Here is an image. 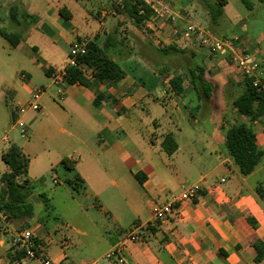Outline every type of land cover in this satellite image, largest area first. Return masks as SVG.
<instances>
[{
  "label": "crops",
  "instance_id": "crops-1",
  "mask_svg": "<svg viewBox=\"0 0 264 264\" xmlns=\"http://www.w3.org/2000/svg\"><path fill=\"white\" fill-rule=\"evenodd\" d=\"M85 1L91 0H0V194L8 172L1 155L13 144L28 161L29 182L52 173L49 182L74 202L75 220L80 219L83 227L73 224L71 231L106 244L98 258L115 250L120 264H264V258L254 262L253 247L256 241L264 246V204L255 193L258 184L264 185V117L250 121L237 114L233 101L239 94H234L243 87V76L227 56L213 57L182 37L190 22L217 37L214 31L219 29V37H238L264 67V24L259 22L263 4L254 2L246 19L234 26L224 21L228 0L216 25L211 24L207 7L215 0H168L169 8L179 13L176 21L152 18L144 25L162 47L186 51L187 61L191 54L212 83L213 94L220 87L232 94L226 106H215L220 117L212 119L207 136L189 108L190 97L195 102L198 97L192 87L183 81V95H176L152 61L129 49L143 42L155 45L150 35L132 24L129 33L124 24L118 28L117 39L127 49L112 56L124 72L122 80L99 83L90 78L88 87L55 82L53 74L68 66L69 49L76 40L84 37L102 48L117 22H123L107 17L110 10L99 1L89 7ZM61 9L67 18L60 16ZM76 13L79 22L97 23V29L84 31L76 23ZM111 15L115 16L113 11ZM11 34L19 37L15 47L4 36ZM38 88L43 93L36 113L28 104ZM96 95L103 96L98 105ZM14 114L28 126L30 141L25 144L8 140L5 124ZM242 122L252 126L263 151L259 168L248 177L239 174L224 148L227 128ZM165 135L177 146L169 156L161 146ZM64 159L70 169L61 164ZM189 185L198 186L200 196L180 204L174 217L155 222L154 207ZM87 226L98 235L90 234ZM25 231L39 245L37 256L53 264H72L63 251H50L54 240L40 217L34 215L15 227L2 214L0 264H14L8 255L16 247V234ZM129 232L140 233L142 241L130 239Z\"/></svg>",
  "mask_w": 264,
  "mask_h": 264
},
{
  "label": "trees",
  "instance_id": "trees-1",
  "mask_svg": "<svg viewBox=\"0 0 264 264\" xmlns=\"http://www.w3.org/2000/svg\"><path fill=\"white\" fill-rule=\"evenodd\" d=\"M239 1L249 11L253 9L254 2L264 5V0ZM225 5L226 0H215L214 3L207 4L211 24H217L223 14L222 8ZM65 12L64 9L59 11L60 16L64 19L67 18ZM113 12L114 15L129 18L132 25L137 28L144 27L145 23L154 16L150 7L141 0H121V3L114 6ZM117 23L115 31L107 37L102 48L93 43H88L85 54L75 58L76 64L66 69L64 77L66 84H80L88 87L90 78L99 83H116L124 78V72L112 61L113 55H120L121 52L127 49L126 43L117 39L118 28L124 22ZM4 36L12 47H15L19 42V37L16 35ZM140 47L150 54L151 59L168 65L165 69L159 71L164 78H168L169 85L176 95H183L182 84L183 81H186L197 93V102L203 98H211L213 85L204 78L203 69L195 62L191 54L188 55V61L190 62L181 67V73L173 75L169 67L172 58L179 57L180 60H185L186 51L179 50L173 45L159 48L150 42H143ZM129 49L134 50V47ZM47 72L48 70H46ZM102 99V95H96L94 105H98ZM200 106L201 104L197 103L194 111L197 112ZM233 107L239 116L250 121L263 118L264 91L252 87L250 80L243 77V89L233 101ZM192 117L194 116L192 115ZM161 146L168 156L172 155L177 149L176 143L170 135L164 136ZM224 148L242 177L250 176L259 168L263 151L257 146L252 126L249 123H234L229 126L225 133ZM1 160L8 168V172L2 177L3 189L0 194V214L5 217L6 221L18 227L25 219H31L35 215L34 206L30 201L32 190L29 181L26 179L28 161L19 148L13 144L1 155ZM61 164L66 169L71 168L67 159L62 160ZM255 193L264 204V185L258 184L255 187ZM44 209L48 213L52 208L46 206ZM250 224L253 226L252 221H250ZM149 230L152 231V228H149ZM34 245V251L38 255L39 245L35 240ZM253 247L256 253L254 262L259 263L264 258V246L261 242L256 241ZM8 258L10 261L22 260L25 259V254L15 247ZM113 264L117 263L113 262Z\"/></svg>",
  "mask_w": 264,
  "mask_h": 264
},
{
  "label": "rangeland",
  "instance_id": "rangeland-1",
  "mask_svg": "<svg viewBox=\"0 0 264 264\" xmlns=\"http://www.w3.org/2000/svg\"><path fill=\"white\" fill-rule=\"evenodd\" d=\"M55 3L57 0H53ZM60 1V0H59ZM100 2L99 5L101 7H107L110 10V14H107V17L110 18H117L118 20H123V26L124 28H128L126 31L129 33L130 26H132V22L127 19L125 16L121 17L118 15H111V12L114 9V6H117L119 3H121L120 0H91V1H85L87 3V6L89 7L92 5L93 2L98 3ZM229 2V7L226 11V15L228 19L224 18V21L230 22L234 26H239L237 25L241 20H245L246 17L250 14L247 9L243 7V5L238 1V0H228ZM61 3V2H60ZM67 7V4L65 5ZM261 8L263 9L262 14V19L259 20L260 23L263 22L264 24V6L262 5ZM81 13V12H80ZM78 15V16H77ZM183 15V14H182ZM76 23L78 26H81L84 31H93L94 29H97L98 24L95 23L93 25H85L83 22H79V13H76ZM243 20V21H244ZM154 22V20H152ZM3 24L1 23V27L6 29V26H2ZM228 25V24H227ZM145 36H151L152 40L154 41V44L156 47H162L164 46L161 42H159L158 39H155L152 37L151 34H149L146 30L145 27H140L138 28ZM227 29V28H226ZM136 30V29H135ZM134 30V32H135ZM83 31V30H82ZM138 30H136L137 33ZM139 32V31H138ZM215 35L220 36V30L216 29L214 31ZM218 36V37H219ZM217 37V36H216ZM147 37H145L146 39ZM134 45V44H133ZM134 50L138 52H141L143 55H145L150 61L153 62L154 66L158 70H163L165 67H167V64H162L158 62L157 60L151 59L150 54L147 53V51L143 48L137 47L136 44L134 45ZM186 63H189V61L186 60H180L179 57L172 58V62L170 63L169 67L172 73H181V67L183 65H187ZM221 85H219L220 87ZM243 87H239L236 90V93L234 96L236 97ZM216 92V91H215ZM232 94H227V91L221 87L219 88V92L213 94L212 98L210 99H202L199 102H195L194 98L191 96V101L189 103V108L191 109V112L193 113L192 115L194 118H196L199 121L200 128H202L203 132L208 136L210 127H212V119L220 117V111L216 112V105H224L226 106L228 102L230 103V100L233 98L231 97ZM187 97L185 98V100ZM201 104L202 111H194V106L196 104ZM227 112V111H226ZM228 113V112H227ZM14 117L11 118L6 124H5V131L10 130L9 134H7L8 140L11 141V143H14L16 145H21L25 144L27 141H30L28 139L29 137V129L28 134L25 138H22L18 128L15 125L16 122V116L15 114L13 115ZM21 121L25 124L26 122L24 121L23 117H19ZM236 121V120H235ZM28 127V126H27ZM203 140L204 137H203ZM14 141V142H13ZM34 144L31 143L30 147L32 148ZM3 147H7V144H4ZM32 153L29 155V158L32 157ZM58 174L59 171H57ZM52 173H49L43 180L41 181H36L32 182L30 180V187L32 190V195L31 197H35L38 202L36 205L34 201H32V204L34 206V214L37 217H40L43 221L44 227L46 230L49 232L50 237L54 240V244L51 245L50 251L55 252L57 250L63 251V253L68 256L69 261L72 262V264H92L94 261H97V264H107L108 261L102 258H98L102 252L105 249L106 244L103 241H98L96 239H90L89 237H82L79 235L74 234L71 231V227L73 224L74 225H80L83 227V222L80 219L75 220L77 217L78 209L76 208L74 202H71L68 198H64L62 195H59L61 189L58 187L53 186L49 182V178L51 177ZM62 179V177H60ZM43 191V192H42ZM74 191L75 190L74 188ZM39 192H42L41 197L39 196ZM63 197V198H62ZM48 206L52 208L50 211L45 212V207ZM67 223L71 224L68 225ZM79 227V226H78ZM84 229H87V231H90V234L92 235H98L96 233V230L94 231L93 228L87 226L84 227ZM28 264H38L36 260H31L29 261Z\"/></svg>",
  "mask_w": 264,
  "mask_h": 264
},
{
  "label": "built area",
  "instance_id": "built-area-1",
  "mask_svg": "<svg viewBox=\"0 0 264 264\" xmlns=\"http://www.w3.org/2000/svg\"><path fill=\"white\" fill-rule=\"evenodd\" d=\"M121 1V0H120ZM150 7L153 11L154 19L164 18L175 22L179 17L178 12H174L169 8L168 0H141ZM184 40H191L197 47L204 48L213 57L227 56L229 62L241 73V75L250 80L252 87L259 91H264V67L260 66L254 57L240 45L238 37H216L209 34L204 27L196 22H190L185 31L182 34ZM89 43L87 38L81 37L76 40L69 49V62L68 66L62 68L59 71L54 72L53 79L57 83L64 81L66 69L70 66H74L75 58L79 55H83L86 52L87 44ZM43 90L38 88L33 91V94L28 104V108L33 112H39L40 99ZM22 113V111H21ZM16 127L22 138H25L28 134V127L24 124L20 118H17L15 122ZM223 182V180H221ZM54 184H57L56 180H53ZM200 196V189L196 185L187 186L181 193L175 195L171 194L168 199L156 205L153 209L154 221L163 222L175 216L178 206L184 202H192ZM5 218V217H4ZM130 239L136 242H141L142 237L138 232H129L127 234ZM16 248L19 251L24 252L25 259L15 260L14 264H23V262L29 260H36L38 264H53L50 259L39 257L34 251V238L28 231L20 232L16 234L15 238ZM104 259L109 262H116L120 264L116 251L113 250L105 254ZM92 264H97L94 262Z\"/></svg>",
  "mask_w": 264,
  "mask_h": 264
},
{
  "label": "water",
  "instance_id": "water-1",
  "mask_svg": "<svg viewBox=\"0 0 264 264\" xmlns=\"http://www.w3.org/2000/svg\"><path fill=\"white\" fill-rule=\"evenodd\" d=\"M30 199L34 202H36V198L35 197H30Z\"/></svg>",
  "mask_w": 264,
  "mask_h": 264
}]
</instances>
